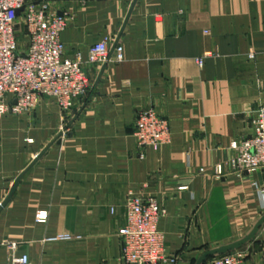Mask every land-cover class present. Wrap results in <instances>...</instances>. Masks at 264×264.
Wrapping results in <instances>:
<instances>
[{
    "label": "crops",
    "instance_id": "crops-1",
    "mask_svg": "<svg viewBox=\"0 0 264 264\" xmlns=\"http://www.w3.org/2000/svg\"><path fill=\"white\" fill-rule=\"evenodd\" d=\"M35 1L68 18V55L108 40L124 60L85 65L88 93L68 112L45 99L2 120L0 206L20 181L0 212V264L22 254L30 264H125L118 229L130 196L165 210L176 264L244 238L264 215V171L233 172L230 144L252 135L264 106V0ZM150 108L171 138L142 159L135 122ZM64 234L76 239L50 240ZM245 247L264 264V226Z\"/></svg>",
    "mask_w": 264,
    "mask_h": 264
},
{
    "label": "built area",
    "instance_id": "built-area-1",
    "mask_svg": "<svg viewBox=\"0 0 264 264\" xmlns=\"http://www.w3.org/2000/svg\"><path fill=\"white\" fill-rule=\"evenodd\" d=\"M22 10L20 15L18 11ZM69 25L65 15L53 11L47 2L35 0H0V125L8 116H21L37 110L42 100L48 99L64 112L88 93L89 80L85 65L102 66L114 60H124L119 43L103 40L92 45L86 54L77 51L68 55L62 33ZM22 33L27 46L22 50L18 37ZM264 52V45H263ZM255 59V53L250 54ZM199 66L204 58L198 59ZM134 137L144 158V151L160 150L171 138L169 121L155 109L138 113ZM233 153L229 165L237 174L264 171V106L252 119V135L230 144ZM222 173V169L219 170ZM114 213V209L111 210ZM165 210L156 200L130 196L126 215L118 236L122 243L121 259L125 264H176L178 258L167 256L165 238L160 222ZM48 219L40 212L38 222ZM69 234L50 240L73 241ZM12 264H30L28 254L11 260ZM205 264H251L249 254L241 249L213 257Z\"/></svg>",
    "mask_w": 264,
    "mask_h": 264
},
{
    "label": "water",
    "instance_id": "water-1",
    "mask_svg": "<svg viewBox=\"0 0 264 264\" xmlns=\"http://www.w3.org/2000/svg\"><path fill=\"white\" fill-rule=\"evenodd\" d=\"M21 12H22V10L18 11L17 14L20 15ZM19 181H20V178L16 181L14 187L12 188V190L10 192L9 197L0 206V212L5 208V206L11 200L13 194L15 193V191L18 187ZM263 226H264V215L257 221V223L254 225L252 230L244 238H242L241 240H238L236 242H233L231 244L223 245L221 247L208 250L207 252H205L204 254H202L200 256V258L197 260L196 264H205L209 258L223 256V255H226L228 253H232V252H235V251L242 249L243 247H245L246 245H248L249 243L253 242L256 239L257 235L259 234V232L263 228Z\"/></svg>",
    "mask_w": 264,
    "mask_h": 264
},
{
    "label": "rangeland",
    "instance_id": "rangeland-1",
    "mask_svg": "<svg viewBox=\"0 0 264 264\" xmlns=\"http://www.w3.org/2000/svg\"><path fill=\"white\" fill-rule=\"evenodd\" d=\"M18 42H19V45L21 46V48H22V50H24L25 49V47L27 46V42H26V40L24 39V36L22 35V33L19 35V37H18ZM252 230V229H251ZM250 230V231H251ZM249 231V232H250ZM227 245V244H226ZM247 246V245H246ZM246 248V247H245ZM245 248L243 247L242 249H244L245 250ZM241 250V249H240Z\"/></svg>",
    "mask_w": 264,
    "mask_h": 264
},
{
    "label": "trees",
    "instance_id": "trees-1",
    "mask_svg": "<svg viewBox=\"0 0 264 264\" xmlns=\"http://www.w3.org/2000/svg\"><path fill=\"white\" fill-rule=\"evenodd\" d=\"M210 259V258H209Z\"/></svg>",
    "mask_w": 264,
    "mask_h": 264
}]
</instances>
